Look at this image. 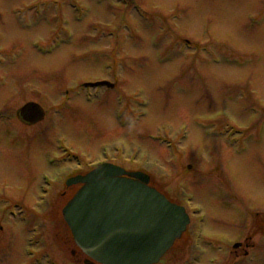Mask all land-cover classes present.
I'll return each mask as SVG.
<instances>
[{"label": "rangeland", "instance_id": "1", "mask_svg": "<svg viewBox=\"0 0 264 264\" xmlns=\"http://www.w3.org/2000/svg\"><path fill=\"white\" fill-rule=\"evenodd\" d=\"M128 3L0 0V264H85L60 195L103 159L191 202L158 264H264V0ZM28 102L45 121L21 122Z\"/></svg>", "mask_w": 264, "mask_h": 264}, {"label": "water", "instance_id": "2", "mask_svg": "<svg viewBox=\"0 0 264 264\" xmlns=\"http://www.w3.org/2000/svg\"><path fill=\"white\" fill-rule=\"evenodd\" d=\"M19 114L28 123L44 117L35 103ZM149 180L143 173L103 164L71 181L85 185L63 215L86 254L102 264H153L182 237L189 223L185 209L152 188Z\"/></svg>", "mask_w": 264, "mask_h": 264}, {"label": "flooded vegetation", "instance_id": "3", "mask_svg": "<svg viewBox=\"0 0 264 264\" xmlns=\"http://www.w3.org/2000/svg\"><path fill=\"white\" fill-rule=\"evenodd\" d=\"M78 251H79L78 249L73 250V251H72L73 255H77V254H78V255H77V256H78L77 258H78L80 261H82V262L84 261V263L86 264L85 256H84L80 251H79V252H78Z\"/></svg>", "mask_w": 264, "mask_h": 264}, {"label": "bare ground", "instance_id": "4", "mask_svg": "<svg viewBox=\"0 0 264 264\" xmlns=\"http://www.w3.org/2000/svg\"><path fill=\"white\" fill-rule=\"evenodd\" d=\"M175 153H177V150L175 151Z\"/></svg>", "mask_w": 264, "mask_h": 264}]
</instances>
